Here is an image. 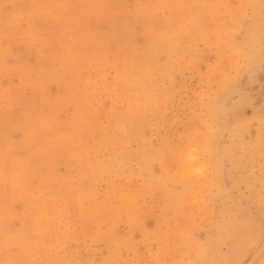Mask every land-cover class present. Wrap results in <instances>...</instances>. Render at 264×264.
<instances>
[{"label": "rangeland", "instance_id": "374dc122", "mask_svg": "<svg viewBox=\"0 0 264 264\" xmlns=\"http://www.w3.org/2000/svg\"><path fill=\"white\" fill-rule=\"evenodd\" d=\"M0 264H264V0H0Z\"/></svg>", "mask_w": 264, "mask_h": 264}, {"label": "bare ground", "instance_id": "6f19581e", "mask_svg": "<svg viewBox=\"0 0 264 264\" xmlns=\"http://www.w3.org/2000/svg\"><path fill=\"white\" fill-rule=\"evenodd\" d=\"M208 1V0H207ZM64 3V2H63ZM62 3V4H63ZM72 3V2H71ZM69 4V3H68ZM32 5V4H31ZM65 5V4H64ZM63 8V7H62ZM87 21V20H86ZM124 31V30H123ZM247 31V30H246ZM163 37V36H162ZM67 38V37H66ZM164 38V37H163ZM4 61V60H3ZM134 63V62H133ZM130 64V63H129ZM150 64V63H149ZM127 65V64H126ZM132 65H134V64H132ZM148 65V64H147ZM164 65V64H163ZM129 66V65H128ZM149 66V65H148ZM164 77V76H163ZM133 82V81H132ZM162 82V81H161ZM157 89V88H156ZM58 96V95H57ZM92 102V101H91ZM71 109V108H70ZM78 109V108H77ZM56 122V121H55ZM50 142V141H49ZM98 146V145H97ZM110 147V146H109ZM119 149H121V148H119ZM109 158V157H108ZM116 162V161H115ZM19 165V164H18ZM13 170V169H12ZM25 174V173H24ZM127 185V184H126ZM123 187V186H122ZM123 206V205H122ZM29 213V212H28ZM46 215V214H45ZM32 228V227H31ZM109 235V234H108ZM19 239V238H18ZM4 263V262H3Z\"/></svg>", "mask_w": 264, "mask_h": 264}]
</instances>
